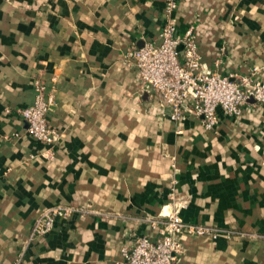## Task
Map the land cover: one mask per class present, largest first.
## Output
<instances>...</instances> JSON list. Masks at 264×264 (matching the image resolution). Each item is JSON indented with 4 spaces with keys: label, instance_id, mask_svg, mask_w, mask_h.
Instances as JSON below:
<instances>
[{
    "label": "crops",
    "instance_id": "crops-1",
    "mask_svg": "<svg viewBox=\"0 0 264 264\" xmlns=\"http://www.w3.org/2000/svg\"><path fill=\"white\" fill-rule=\"evenodd\" d=\"M167 1L51 0L46 13L35 14V26L28 28L22 11L0 21V198L26 197L24 185L45 180V167L71 165L69 158L54 162L43 157L47 147L29 135L17 113L34 101L38 81L55 91L49 120L60 133L131 132L134 139L125 147L133 155L124 159L122 150L114 165L129 167L136 204L131 212L138 216L59 223L50 236L33 243L19 241L18 264H115L137 237L157 239L161 223H151L143 215L157 214L167 203L174 158L180 184L192 178L196 167L194 173L213 177L219 186L199 191L203 199L191 212L184 211L185 220L264 232V104L250 101L238 119L219 111L220 122L212 130L195 116L175 122L168 109H159L157 100L141 91L137 69L127 58L132 48L160 43L163 27L173 20L178 35L193 31L203 67L237 77L255 69L256 77L264 79V14L257 13L263 9L254 15L245 10L244 24L236 27L235 16L223 14L230 7L204 11L205 6H226L224 0H179L174 12L167 11ZM35 2L44 6L43 0ZM4 5L11 11L18 2ZM118 144L99 143V149L105 155L109 149L120 151ZM58 149L52 148L54 153ZM86 160L90 159L83 164L90 165ZM100 165L107 167L109 162L100 159ZM102 169L105 174H92L91 180L93 175L95 181L109 180L107 168ZM178 190L183 195V187ZM111 192L95 195L94 199L111 198L99 201V209L122 211L121 196ZM16 221L10 208L0 206V229L15 228ZM75 229L83 238L71 236ZM182 242V264H252L255 259L264 264V239L184 236ZM11 246V237H0V264H16ZM253 247L260 251L255 257Z\"/></svg>",
    "mask_w": 264,
    "mask_h": 264
},
{
    "label": "rangeland",
    "instance_id": "rangeland-1",
    "mask_svg": "<svg viewBox=\"0 0 264 264\" xmlns=\"http://www.w3.org/2000/svg\"><path fill=\"white\" fill-rule=\"evenodd\" d=\"M8 1L9 0H0V21L3 22V19L8 17L10 13L13 15L22 11L28 18V28L29 26H35L36 13L42 15L43 13H46V10L51 8L49 5L51 0H43L44 6L38 5L35 0H12L13 3L18 2V5H12V10L10 11L4 5ZM228 2H230V4H227ZM221 3L226 4V6H205L203 7L204 11L207 12L208 9H218L220 11V8L224 9L226 7H230V11L226 9L223 14L234 15L235 17L233 18L232 25L236 27L244 24L245 10L248 11V14L254 15L257 9H263L262 11H257V13L264 14V0H224ZM178 4L179 0H177L176 7L170 12H174L177 9ZM7 13L8 15L5 16L4 14ZM7 19L9 20V18ZM257 19L259 20L260 18L257 17ZM252 22H254L256 26L259 24L255 21V18L252 19ZM5 23L10 29L11 25L9 22ZM256 74H258V70L253 69L249 76L239 77H248V79L252 82H259L260 84L262 80L257 78ZM41 84L45 87V89H47L46 98L53 96V102L52 104L50 103L47 111V126L51 131L52 139L51 141L45 142L31 134L28 129L27 131L33 139L47 147V150L43 153V157L50 159V161L55 160L54 162H56L57 158H69L71 159V165H51L49 167H45V180L34 182L28 181V184L24 185V189L27 191L26 197H12L6 199L0 198V206L5 204L8 209L10 208L12 220L14 218L17 220L15 228L10 230L0 229V237H11L12 239L11 253L13 257H18L15 262L16 264H18L21 255V252L17 250V243L19 241L21 242L25 239L26 242L33 243L35 240L50 236V234L56 230L59 223L64 224L73 221H76L77 223L78 221H84L87 218L96 219V217H102L108 220L125 219L127 216L131 215L138 216V214H132L131 212L136 204L134 202L132 203L133 198L130 191L131 176L128 173L130 172L129 167L114 165L115 157L118 159L122 158V155L119 154L122 150L124 152V159L128 157V155L126 157V154L133 155L130 148L128 150L125 149L128 142L129 146H131L132 140H134L131 132L123 134L109 133L108 135L99 134V132H76L70 135L60 133L52 126L49 120L51 109L55 105V91L50 87L49 83L47 84L43 81L37 82V85ZM37 95L38 89L36 96ZM36 96L30 105L18 109L17 113L19 116L21 115L20 113L22 110L34 104L37 98ZM204 128L207 129L205 126ZM126 129L130 131V129ZM177 134H180V132H177ZM99 143H107V145L110 146H117L119 143L118 145H121V148L119 149L120 151L116 149H109L106 151L105 155H102L104 151L99 149ZM56 146L59 147V149L56 153H54L52 148ZM86 146H88V148H85ZM85 159H90L91 162L90 160H86V162L91 164L85 166L83 164ZM100 159H107L109 165H107V167L101 166ZM102 168H107L109 180L105 181L106 179L104 180L101 178L102 182L95 181L97 176L94 175V178L91 180L92 174L100 175L103 171ZM195 169L196 167H192L193 173H190L192 178L189 179V181H186L185 185H182L180 184V180L178 178L179 169L175 162V158L172 159L168 174L169 181L166 187L167 203L164 205L162 204L161 209L157 214H146L143 216H145L148 221H151V223H161L168 220L172 216H178L184 223L204 228L207 231L204 235H188L190 237H210L212 240H217L221 236H231L233 238L249 237L250 239H253V242L264 239V232L260 231L248 233L243 230L220 229L216 226H209V224H194L185 220V216H183L184 211L191 212V209L195 206V204L203 199L198 195L199 191L201 194L202 190L209 191L219 188L213 177L205 175L201 176L200 173H194ZM102 174H105V172L103 171ZM179 185L181 186V189L183 187V195L180 194V191L178 190ZM222 188L224 187L222 186ZM106 190H108V192L112 191L111 195L117 194L121 196L120 198L123 200L122 211L112 212V210L101 211V209H99V201L104 202V200H107L109 202L111 198L94 199L96 197L95 195L99 196L101 192H105ZM162 193L163 192L160 191V195H162ZM164 198L165 197L162 195L159 201L163 202ZM3 202L5 203L3 204ZM71 236L83 238V233L82 231L75 229ZM182 246L183 251L185 252L184 245L182 244ZM259 252L260 251L257 248L253 247V257L258 255ZM252 264L260 263L255 259L252 261Z\"/></svg>",
    "mask_w": 264,
    "mask_h": 264
},
{
    "label": "built area",
    "instance_id": "built-area-1",
    "mask_svg": "<svg viewBox=\"0 0 264 264\" xmlns=\"http://www.w3.org/2000/svg\"><path fill=\"white\" fill-rule=\"evenodd\" d=\"M176 4L177 0H168L167 11ZM160 39L158 44L145 43L130 49L127 58L137 69L141 91L155 98L159 109H168L173 121L195 116L212 130L220 122L219 111L238 119L251 99L264 104V79L259 84L248 77L222 76L217 70L203 67L192 30L178 35L176 23L171 20L163 27ZM37 87L34 104L22 110L20 117L31 134L48 142L52 134L47 126V111L53 96L46 98L47 89L42 84ZM206 233V229L172 216L161 222L157 239L137 237L116 264H182V238Z\"/></svg>",
    "mask_w": 264,
    "mask_h": 264
},
{
    "label": "water",
    "instance_id": "water-1",
    "mask_svg": "<svg viewBox=\"0 0 264 264\" xmlns=\"http://www.w3.org/2000/svg\"><path fill=\"white\" fill-rule=\"evenodd\" d=\"M251 101H253V100L251 99Z\"/></svg>",
    "mask_w": 264,
    "mask_h": 264
}]
</instances>
